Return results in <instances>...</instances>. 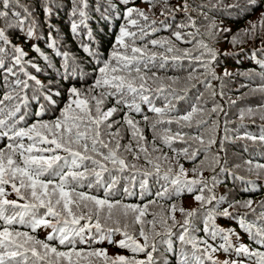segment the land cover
Segmentation results:
<instances>
[{"label":"trees","instance_id":"1","mask_svg":"<svg viewBox=\"0 0 264 264\" xmlns=\"http://www.w3.org/2000/svg\"><path fill=\"white\" fill-rule=\"evenodd\" d=\"M185 2L189 5L191 12L205 14L199 21V18L191 15L190 12L193 21L195 23L197 21L196 25L200 23L204 25L195 34L193 32L196 31V27L192 26L191 17H188L189 9L185 10L186 15L181 14L184 10L181 4L184 3L185 6ZM244 2L245 0H153L150 3L148 0H129L128 4H125L122 0H87L86 22L78 28L77 32H73L72 22L75 20L79 23L80 20L78 13L75 17L72 15L73 0H19L22 7L15 10L20 11L23 17L25 15L23 8H28L32 16L25 19L22 26L6 29V34L9 35L12 43L4 47L8 49L6 58L8 64L11 63L12 46L23 48L26 52L25 70L40 80L45 90L50 89L52 94L60 93L55 97L57 100L55 111L48 109L43 117H34L32 114L39 110V104L32 99V95L39 86L35 84V81H29L28 106L22 109V112L28 113L27 123L31 124L37 119L49 121L59 116L60 110L68 102L69 90L72 87H76L89 96L99 93L100 89H96L94 93L89 92L98 76L96 70L100 65L97 64V60L110 59L119 29L127 23L124 19L126 8L135 7L144 12L149 10L146 13L149 17L148 21L141 23L143 19L134 16L139 24L145 25V30L149 32L144 40H137L136 43L137 46L147 44L148 52L156 53V60L148 64L146 74L151 77L155 73L159 79L155 82L149 79L148 84L151 87L163 84L166 90L163 93L156 92V95L149 93L152 104L141 103L140 113L129 112L127 108H124L109 119V123L119 121L114 123L110 130L115 132L119 129L118 139L121 148L118 155L124 158L127 164L135 165V168L129 167L122 173L103 174L105 183H110L112 176L117 179L116 186L111 190L114 194L109 195L107 199L121 201L125 205L132 204L140 207L147 205L146 215L141 218L146 231L151 229L152 226L148 222L153 219L156 220V230L163 231L159 223L161 217L167 219L168 224L171 225L172 220L169 217L174 215L175 219L182 224L185 215L179 209L183 208L185 213L196 209V215L190 218L195 230L190 229L189 235L198 241H207L208 245L218 248L217 252L212 253L213 259L221 262L236 261L237 264H256L257 258L254 256L237 253L231 249L229 253H225L219 248V245L224 243L221 236L213 238L210 232L204 231L205 222L208 220L207 210L214 208L216 226L224 229L225 232L233 233L230 239L234 245L242 243L252 252H264V245L257 243L259 238L254 237L257 228H264V217L260 215L264 212V168L258 167V165H264V141L259 139L264 135V51H262L264 50V31L259 27L261 12L264 8L245 10ZM237 3L242 6L233 7ZM46 6L51 8L50 13L44 11ZM162 12L164 15L161 14ZM255 14L260 15L257 21H253ZM32 18L36 23L33 25V35L29 37L27 29L32 23ZM185 18L188 19L187 22ZM153 20L156 21L154 25L151 24ZM161 21L163 24L160 23ZM251 24H257L255 32L251 31ZM148 25L156 31L152 32ZM0 27H4L3 21H0ZM129 28L138 32L136 27L129 25ZM225 29L228 31H224ZM245 30H248L247 35ZM176 32L187 37L177 41L174 36ZM234 36L238 40L235 44L232 42ZM153 39L170 41V45L153 46L149 43ZM53 40L56 46L50 47ZM201 42L217 52L215 61L207 69L202 60L207 61L209 57L201 46ZM169 46L174 48L173 52H167L166 49ZM37 48L39 51H36ZM85 48H90L98 55H90ZM185 51L188 53L187 56L184 55ZM57 52L61 55H57ZM64 52H67L69 57L67 69L64 67L65 58L62 55ZM202 53H205L202 59H195V57H201ZM164 56L168 57L167 62L161 58ZM173 56H179L181 59L172 60ZM33 64L36 65L35 68L32 67ZM161 64L164 66L160 67ZM36 68L40 70L37 71ZM14 70L17 72V77H7L9 83H5V72L0 70V99L6 92L11 91L13 80L27 79L19 71V66ZM212 71L215 72V77ZM190 75L191 80H189ZM173 88L177 90L176 93H172ZM174 95L183 98L173 99ZM168 101H172L175 105L173 110L165 111L162 115L150 111L153 106L164 108ZM16 102L18 101L13 100L5 103L11 106ZM39 103L45 102L41 99ZM114 104L115 100L110 98L102 105V109L106 111ZM193 108L198 110L192 115L190 121L176 122L178 117L187 115ZM214 108L216 111H213ZM125 113L138 122L144 136L143 141L138 142V137L133 138L131 129L124 123ZM93 114H95L94 109ZM145 116L148 117L147 121L144 120ZM169 119L173 121L171 124L167 123ZM157 121L164 122L157 123ZM204 121L207 123H203ZM152 124H156L155 130ZM189 124L191 126H188ZM166 129L170 131H165ZM102 131L108 130L102 127ZM177 132L182 133V139H172L170 147L163 142V137L174 136ZM207 132L208 136H206ZM195 136H202L204 144L197 143V140L193 139ZM103 138L105 141L111 140V137L107 135ZM210 139L215 140L211 146L208 144ZM7 143L6 138L0 139V149H5ZM25 143L28 141L25 140ZM126 145H131L132 150L125 151ZM111 146L115 147V140H112ZM141 147L146 148L147 152L140 151ZM185 149H187V155L184 153ZM193 153H195L194 159ZM61 155L64 154L61 153ZM217 159L218 164L215 162ZM148 160L152 163H148ZM155 164L160 165L159 172H156ZM181 165L188 174V176H181L182 181L185 179L206 180L207 187L203 194L210 195L208 189H212V193L218 199L223 197V200L219 203L213 201V204H205L202 207L194 198L195 195L200 194L201 185L194 186L192 192L181 189L178 185H172L170 180L177 174L175 170L180 169ZM107 166L109 169L113 168L111 163H107ZM168 168H172L173 171L166 178L164 173ZM193 169L196 171L194 172ZM145 172L149 175L145 176ZM144 181L146 184L142 188L141 183ZM86 184L87 182L85 187L78 190L101 199L105 198V187L94 184L89 189ZM165 188L168 189L167 193L163 197L159 196L158 193L163 192ZM5 192L9 200H17L21 204L28 202V200H19L10 185H5ZM21 193L27 195L25 189H21ZM246 201H252L250 208L243 206ZM186 202L190 204L185 205ZM230 204H235V207H229ZM173 205L176 207L175 212L172 211ZM89 207H93L90 202ZM225 208L232 214L231 217L220 215ZM44 211L40 209L41 213ZM113 211L116 212L117 209ZM133 215L130 213L127 218L130 225ZM241 219L245 221V224L254 225L252 234L240 226ZM125 222V219L121 217L120 226L122 227ZM3 223L0 221V225ZM83 223L85 221H81V224ZM109 226H112L111 222ZM12 227L16 231L29 232L40 240H45L51 232V229L42 227L32 233L26 224H15ZM140 227V224H135L130 226L128 231L138 237ZM181 231L177 224L173 228L171 245L158 246L159 250L154 255L160 264H164L165 260L168 264H177V261L182 258V252L187 253L191 260L194 250L191 245L182 244L178 240L177 236ZM113 239L119 241L122 236L117 234L113 236ZM139 242L143 243L142 238ZM49 243L60 251H68L71 247L59 245L58 240L49 241ZM75 246L77 250H83L85 253L92 250H105L110 258L133 255L127 249L119 248L115 243L101 240L94 228L90 233L85 234V242L81 243L77 237ZM198 246L200 249L207 247L203 243ZM165 249L170 250L165 251ZM136 258L145 259L142 253ZM202 258L205 264H211L207 257ZM73 259L76 258L73 257ZM90 261L91 264H104L103 258L97 257L82 259L81 264H89ZM192 264L195 262L192 261Z\"/></svg>","mask_w":264,"mask_h":264},{"label":"snow or ice","instance_id":"2","mask_svg":"<svg viewBox=\"0 0 264 264\" xmlns=\"http://www.w3.org/2000/svg\"><path fill=\"white\" fill-rule=\"evenodd\" d=\"M123 3L128 4L129 0H122ZM153 2V0H148ZM237 3L233 7H241ZM22 7L19 0H0V21L4 22V27H0V70L5 72V83H9L7 77H17V72L14 70L19 66V71L23 73L27 79L16 78L11 82V91L6 92L3 98L0 99V139L6 138L8 143L5 149H0V264H81L82 259L89 257L103 258L104 264H160L159 260L154 255L158 252L159 245H171L172 237L174 235L173 228L179 224L182 231L177 238L182 244L191 245L193 256L189 259L187 253H181V259L177 264H205L202 257H207L211 264H237L236 261L225 260L223 262L213 259L212 253L218 251V248L208 245L207 241H198L189 235V231L195 230L192 227L191 219L197 213L196 209L185 213L181 208L179 211L185 215L182 224L175 219V216L169 217L172 224H168V220L161 217L159 223L163 231L156 230V220L153 219L148 223L151 224V229L145 230L144 222L141 218L146 215L147 205L143 207L128 204L125 205L121 201H110L107 199L112 195V189L116 186L117 179L112 176L110 183L104 182V173L111 175L113 172H124L129 167L135 168V165H129L126 160L118 155L121 148L118 137L120 136L119 129L115 132L110 131L113 128L114 121L109 123V119L113 117L118 111L127 108L129 112H141V103L152 104L149 93L153 88L148 84L149 79L155 82L159 77L155 73L152 76L146 74L149 63H154L156 60L155 52H148V45L137 46V40H144L149 35L145 30V25L139 24L135 17H140L144 21H148L147 14L135 7H127L124 12V19L127 23L120 27L119 34L115 39L113 51L110 59L103 61L97 60L100 65L96 70L98 72L95 78L94 85L89 89L90 93H94L96 89H100L97 95H87L76 87L69 90V99L65 106L60 110L59 116L45 121L37 119L31 124L27 123V112H22V109L28 106L27 90L30 88L29 81H35L39 86L33 91L32 99L39 104V110L34 112V117H43L46 110H56L57 100L55 97L60 93H51V90H45L41 85L40 80L35 76L30 75L24 67V58L26 52L23 48L13 45L11 48L12 57L11 63H6L8 57V49L4 46L11 44L9 35L6 34V29L22 26L25 19L32 16L28 8H23L22 17L20 11L15 9ZM185 10L187 4L185 3ZM243 7L245 10H255L257 7L264 8V0H245ZM88 8L87 0H73L72 15L75 17L78 13L80 20L77 23L75 20L71 24L73 32H77L81 25H84L87 19L86 9ZM44 11L51 12V8L46 6ZM164 15V13H161ZM15 20V23H13ZM36 21L32 18V23L27 29V36L33 35V25ZM153 20L151 24H155ZM163 24V21L160 22ZM138 28L137 31H132L129 28ZM192 26H195V21H192ZM147 27L151 28V25ZM184 27V25H180ZM259 27L264 31V11L261 12V19ZM251 31L255 32L257 24H251ZM155 32V28H151ZM228 31V30H224ZM248 30H245V35ZM177 41H182L183 36L180 32L174 33ZM190 42V41H187ZM238 40L234 37L233 43ZM153 46L164 47L165 44L170 45V41L156 40L149 41ZM56 42L53 40L50 47H55ZM201 46L206 50L209 57L207 61H203L204 67L207 69L217 56L216 50L209 48L207 44L201 42ZM167 52H173L172 46L167 47ZM36 51H39L37 48ZM92 56H97L98 53L93 52L90 48H85ZM264 51V50H262ZM57 55H61L57 52ZM62 55L65 58V69L68 68V53L64 52ZM188 55L187 51L184 53ZM195 57V59H202ZM167 62L168 57H161ZM47 59V57H45ZM172 60L181 59L179 56L171 57ZM164 65L161 64L160 67ZM32 67H36L35 64ZM39 71V68H36ZM227 74V73H226ZM213 77L215 72L212 71ZM172 79V78H170ZM191 75L189 80H191ZM165 85L160 84L154 91L157 93L165 92ZM172 93H176V89H171ZM15 93V95L13 94ZM21 93H24L21 95ZM131 97V99H129ZM114 99V106L108 108L106 111L102 109V105L108 99ZM183 97L174 95L173 99H182ZM45 103H39L40 100ZM16 100L15 104L9 106L6 101ZM95 102L94 104L92 102ZM175 108L172 101H168L164 108L151 107L150 111L159 115L164 114L165 111H171ZM93 109L94 113L93 114ZM198 109L193 108L190 113L178 117L177 123L180 121H190L192 115ZM213 111H216L214 108ZM19 114V115H18ZM124 123L131 129L133 138L138 137V142L144 140L142 130L138 126V122L134 121L128 113H125ZM147 121L148 117L145 116ZM164 121H157L163 123ZM173 121L169 119L168 124ZM203 123H207L204 121ZM188 126H191L190 124ZM102 127L108 131H102ZM153 130L156 129V124H152ZM165 131H170L166 129ZM111 137V140L105 141L104 136ZM181 138L182 133L177 132L174 136L163 137V142L170 145L172 139ZM255 140V137H249ZM194 140L204 144L202 136L193 137ZM264 141V135L259 138ZM25 140L28 143H25ZM112 140H115V147H112ZM215 143L214 139L208 141L209 146ZM125 151H131V145H126ZM106 150V151H103ZM155 150V148H154ZM140 151L147 152L146 148L141 147ZM63 153L64 155H61ZM187 155V149L184 150ZM94 154V155H93ZM99 157V158H97ZM138 158V156L136 157ZM195 158V153L192 154ZM166 159V157H165ZM113 165L109 169L107 163ZM217 164L219 160L215 161ZM148 163H152L148 160ZM118 166V167H117ZM156 172L160 171V165H154ZM264 168V165H258ZM172 168H168L164 173L165 177L172 173ZM195 172L196 170L193 169ZM145 176L149 173L145 172ZM186 176L183 166H180L179 173L171 178L172 185H178L181 189H186L188 192L194 191V186L201 185L199 193L195 195V200L203 207L205 204H213V201L220 202L223 197L217 198L212 189H208V196H205L204 189L207 187V181L202 179H185L181 180V176ZM86 186L91 189L94 184H99L105 187V198L101 199L88 192L79 191V188ZM146 181L141 183L143 188ZM5 185H10L12 190L16 193L19 200H28L27 203H18L17 200H9L6 198ZM21 189H25L27 195L21 193ZM179 190V189H178ZM127 192V189H125ZM168 189L165 188L163 192L158 193L163 197ZM89 202L93 207H89ZM154 203V202H153ZM252 201L243 203L244 207H251ZM229 207H235V204H230ZM40 209H44L43 213ZM117 209L116 212L113 210ZM172 211H176L175 205L172 206ZM215 209H208V220L205 222L204 231L210 232L212 237L221 236L224 243L219 245L225 253H229L230 249L237 253H244L249 256L257 258L256 264H264V252H252L244 244L234 245L230 237L232 232H225L224 229L219 228L215 224ZM132 216L131 225L127 222L129 215ZM223 217H231L232 214L227 208L220 212ZM264 217V212L260 214ZM121 217L125 219L123 227H121ZM50 218V219H49ZM81 221L85 223L81 224ZM103 221V222H102ZM109 222L115 227L109 226ZM211 222V227H209ZM15 224H26L32 233H35L39 228L51 229V232L46 236L45 240L38 239L35 235L26 231H16L12 226ZM140 224L139 236L131 234L128 229L130 226ZM240 226L246 232L252 234L254 225L245 224L243 219L240 220ZM95 229L99 234L101 240H108L110 243H115L121 249H127L133 255L131 257L116 256L110 258L107 256L105 250H92L84 252L77 250L75 240L79 237L80 242H85V234L90 233ZM121 235L122 239L116 241L113 239L114 235ZM254 237L259 239L257 243L264 245V228H257ZM143 243L139 242V239ZM58 240L59 245L71 246L68 251H60L57 247L51 245L49 241ZM206 244L204 249L199 248V244ZM210 249V251H209ZM170 249H165L168 251ZM144 254L145 259H137L138 254ZM200 253V255H196ZM73 257L76 259L74 260ZM91 264V261L89 262ZM164 264H168L167 260Z\"/></svg>","mask_w":264,"mask_h":264},{"label":"rangeland","instance_id":"3","mask_svg":"<svg viewBox=\"0 0 264 264\" xmlns=\"http://www.w3.org/2000/svg\"><path fill=\"white\" fill-rule=\"evenodd\" d=\"M186 3V2H185ZM181 5H183V7H184V3L183 4H181ZM187 9H189V5L187 4ZM193 7V6H192ZM184 10H182V12H181V14L183 15L184 13V15H186V12H185V7L183 8ZM149 11V10H148ZM147 11V12H148ZM147 12H145V13H147ZM190 9H189V16L188 17H191L190 16ZM191 15H193L194 17H197V18H199V21H201V19L203 18V16L205 15L204 13H202V14H200V13H198L197 11H192L191 12ZM260 18V15L259 14H255L254 15V17H253V21H257L258 19ZM191 19V24H192V21H193V18L191 17L190 18ZM185 21L187 22L188 21V19L187 18H185ZM143 22H145L144 20L143 21H141V23H143ZM196 23H197V21H196ZM196 23H195V27H196V31H194L193 32V34H195V33H197L204 25H201V23H200V25H196ZM143 25V24H142ZM151 37H153V38H155L156 36H151ZM183 37H187V36H183ZM235 37V36H234ZM232 42H233V39H232ZM223 45L221 44V47H222ZM228 47H231V46H228ZM153 88H155V87H157V86H152ZM152 93H153V95H156V92L154 91V89H153V91H152ZM151 97V96H150ZM151 100H152V98H151ZM209 135V133L207 132V134H206V136H208ZM211 136V135H210ZM197 143H199V141H197ZM161 164H162V162H161ZM174 169V168H173ZM179 170L180 169H176L175 170V172H177V173H179ZM185 170V169H184ZM186 173V172H185ZM186 176H188V174L186 173ZM201 177V176H200ZM200 177H197V178H200ZM190 204V202H186V204L185 205H189ZM112 226H115V225H112ZM123 227V226H122ZM130 229V228H129Z\"/></svg>","mask_w":264,"mask_h":264}]
</instances>
